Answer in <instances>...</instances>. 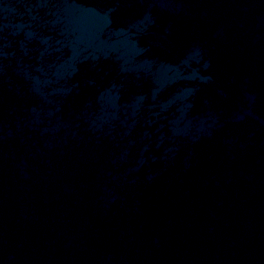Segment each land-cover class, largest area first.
I'll return each instance as SVG.
<instances>
[{
  "label": "water",
  "instance_id": "1",
  "mask_svg": "<svg viewBox=\"0 0 264 264\" xmlns=\"http://www.w3.org/2000/svg\"><path fill=\"white\" fill-rule=\"evenodd\" d=\"M0 264H264V0H0Z\"/></svg>",
  "mask_w": 264,
  "mask_h": 264
}]
</instances>
